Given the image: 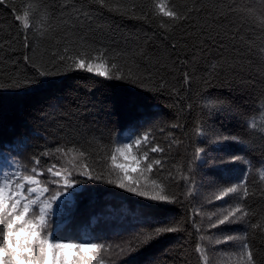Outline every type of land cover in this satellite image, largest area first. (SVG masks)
Instances as JSON below:
<instances>
[{
  "label": "trees",
  "instance_id": "16d2710c",
  "mask_svg": "<svg viewBox=\"0 0 264 264\" xmlns=\"http://www.w3.org/2000/svg\"><path fill=\"white\" fill-rule=\"evenodd\" d=\"M107 3L120 6L121 11L89 0L0 3V150L25 145L31 159L39 158L45 165L53 155L42 153L75 145L90 154L87 162L100 173L105 169V151L110 164L114 140L151 130V143L165 150L151 153L163 167L154 166L149 176L165 183L177 201L148 207L156 202L103 180L79 177L85 181L79 185V203L72 216L64 218L57 236L110 246L101 253L104 264H203L198 245L206 250L210 264H239L242 240L217 244L216 239L225 234L247 235L257 264H264V233L251 227L264 222V181L259 178L264 167V133L246 126L253 118L264 126V0H164L170 10L187 17L183 20L156 14L154 0ZM25 11L29 13L27 30L15 20ZM81 36L85 49L79 47ZM70 41L75 42L71 44L74 53H91L90 46L106 48L109 55L121 53L115 62L125 75L131 70L158 91L82 71H63L61 62L53 65L54 54H63ZM58 67V75H38V69L56 72ZM185 73L191 78L188 85ZM29 80L37 83L29 84ZM221 99L227 111L213 109L210 114L203 107ZM173 124L181 127L173 128ZM201 124L204 137L196 134ZM216 136L239 137L241 143L231 139L201 143ZM200 146L214 150L194 161ZM236 155L245 156L250 165L219 162ZM182 173L195 182L192 195L187 190L193 184H186ZM245 179L250 193L246 199L215 200L223 187ZM238 202L249 211L250 223L210 226L213 213ZM161 221L178 231L163 234L136 252L121 254L138 234L151 232Z\"/></svg>",
  "mask_w": 264,
  "mask_h": 264
},
{
  "label": "snow or ice",
  "instance_id": "6c2138e0",
  "mask_svg": "<svg viewBox=\"0 0 264 264\" xmlns=\"http://www.w3.org/2000/svg\"><path fill=\"white\" fill-rule=\"evenodd\" d=\"M5 0H0L4 3ZM90 3L98 4L100 7H110V10L121 11L120 6H109L107 0H89ZM154 10L156 14L169 17L173 20H183L186 16H180L175 10H170L164 3V0H154ZM146 18V17H145ZM15 20L18 21L24 30L30 28L29 13L24 12L23 15L17 14ZM67 24L68 21H63ZM161 27H165L161 23ZM70 41L63 49V54H54L55 59L53 65L61 62L63 71H82L92 74L105 80L127 81L135 84L145 91H158L155 88H149L141 76L134 75L131 70L125 75L123 69L115 60L121 55L115 52L108 54V49L92 47V52L80 50L73 52ZM80 49H85L86 41L83 36L79 37ZM60 74V67L56 72L44 69H38L40 77H47ZM191 78L187 73L184 74V83L190 84ZM27 83H37L35 80H29ZM15 86H19L18 82H14ZM165 87L162 83L161 88ZM173 93L179 95L178 90L173 89ZM189 108L191 105L188 106ZM204 108L210 110L227 111L228 106L225 100L209 101L203 105ZM264 110V105H262ZM264 120V117H261ZM246 126L250 130H260L264 133V126H258L256 118L246 122ZM173 128L181 127L179 124H173ZM163 131V129H161ZM198 137L206 136L203 125L197 126ZM264 138V135H262ZM154 137L151 130L145 131L134 138L130 134L124 140H114L115 147L111 150L110 164H108V152H104L105 169L100 173H96V169L87 161L89 153L82 148L64 146L57 147L54 151L49 150L41 155L51 156L57 155V159L62 160L64 166L53 163L47 168V173L51 179L45 183L40 177L44 175V171L37 166L40 164L39 158H34L35 165L30 170V174H25L28 169L16 163V170L13 172L0 173V264H104L101 253L109 251L110 246L102 243L91 241H65L57 238V229L53 227L52 218L57 214L58 210L62 211L64 206L71 205L73 201L81 193L82 189L78 185L85 183L84 180H77L74 175L85 177L88 181H101L107 184L115 185L119 189H123L128 193H132L137 197L145 198L150 202L148 207H156L157 205L172 204L177 201V197L168 192V186L162 181L151 179L152 174L157 168L163 167L160 159H153L151 153H163L164 148L159 145H153L151 142ZM231 139L237 143H241L239 137H220L216 136L212 141H201L209 145L219 144L222 141ZM103 150V146L101 147ZM214 150L211 147H196L193 160H202L209 152ZM99 155V152H97ZM204 163L207 161L204 160ZM219 162H242L250 165V161L245 156H232L228 161L219 158ZM215 164V160H214ZM135 165L138 171L135 178L129 180L132 175L127 171L131 166ZM110 168V171L108 169ZM191 172V166L189 167ZM107 174V177L105 176ZM114 176V178H112ZM140 178H144L142 181ZM169 178L171 174H169ZM259 178L264 181V167L259 169ZM181 179L187 184L191 181V177L187 174L181 175ZM193 187L187 190L188 195L194 193V181H191ZM49 185H55V189ZM242 193V195H241ZM48 194V195H46ZM246 179L223 187L215 195V200L221 201L229 196L239 197L240 200L249 196ZM38 208V213L36 209ZM249 211L241 204L237 203L235 207L224 208L220 213H213L209 217V224L212 228L222 225H232L239 222H248L247 217ZM215 220V222H213ZM161 226H157L149 233H140L135 238V243H129L121 249V254H130L149 245L153 240L161 235L178 231L176 227L167 226L166 221L160 222ZM254 230L264 233V222L252 224ZM207 239V237H202ZM242 240L240 245L239 264H257L251 245L248 243L247 235L243 238L237 235L225 234L222 239H216L217 244L228 243L230 241ZM196 251L200 253V259L203 264H210L206 250L197 246Z\"/></svg>",
  "mask_w": 264,
  "mask_h": 264
},
{
  "label": "rangeland",
  "instance_id": "374dc122",
  "mask_svg": "<svg viewBox=\"0 0 264 264\" xmlns=\"http://www.w3.org/2000/svg\"><path fill=\"white\" fill-rule=\"evenodd\" d=\"M57 155L55 154L50 157L48 163L44 164H39L38 166L35 165V160L31 159V157L28 154L27 147L25 145H19L16 143L15 145L7 148V149H1L0 150V173L3 172H13L16 170V163L19 162L22 166L28 169V172L25 174H30V170L33 166H37L39 169L44 171V175L40 177V179L47 183L51 177L47 173V168L50 167L53 163H56L59 166H64L62 160L57 159ZM129 173L132 175L129 177L132 178L135 173L138 171L137 167L135 165L129 167L127 169ZM78 175H74V178L79 180ZM50 188L55 189V185H49ZM79 188V185H78ZM48 195V194H46ZM79 197V195H78ZM78 197L73 201L71 205H65L62 211L57 212L56 215L53 216L52 221H53V227L56 229H60L63 224H64V218H67L69 216H72L73 212L75 211L76 205L79 203L78 202ZM38 213V208L36 209ZM57 238L65 240V241H76L73 236H70L69 238H65L63 236H57ZM109 256H112L110 253Z\"/></svg>",
  "mask_w": 264,
  "mask_h": 264
}]
</instances>
